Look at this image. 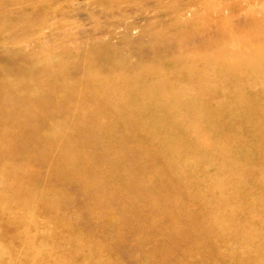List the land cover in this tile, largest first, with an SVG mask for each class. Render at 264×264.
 Masks as SVG:
<instances>
[{"label":"rangeland","instance_id":"1","mask_svg":"<svg viewBox=\"0 0 264 264\" xmlns=\"http://www.w3.org/2000/svg\"><path fill=\"white\" fill-rule=\"evenodd\" d=\"M234 1L0 0V264H264V11Z\"/></svg>","mask_w":264,"mask_h":264},{"label":"bare ground","instance_id":"2","mask_svg":"<svg viewBox=\"0 0 264 264\" xmlns=\"http://www.w3.org/2000/svg\"><path fill=\"white\" fill-rule=\"evenodd\" d=\"M237 1H239V2H245V5H247L248 7H250V9H252V10H256L258 13H260L261 14V11L260 10H262V12L264 11V0H249L248 2L246 1V0H237ZM204 2V1H203ZM232 2H236V1H234V0H232ZM248 9V8H247ZM249 10V9H248ZM247 12H249V11H247ZM195 14V13H194ZM264 14V12L262 13V15ZM243 17H245L244 15H242ZM251 16V15H250ZM253 16V15H252ZM255 16H257V15H255ZM243 17H242V19H243ZM247 18H250V17H248L247 16ZM243 21V20H242ZM245 21H247V20H245ZM244 21V22H245ZM232 22V21H231ZM230 22V24H232ZM261 23V22H260ZM234 24V23H233ZM232 26V25H231ZM243 26H244V24H243ZM245 26H246V24H245ZM252 26H254V25H252ZM256 26V28H259L257 25H255ZM264 26V25H263ZM245 28V27H244ZM246 28H248V23H247V26H246ZM254 28V30H255V27H253ZM248 31V30H247ZM250 31V30H249ZM248 31V32H249ZM245 32H246V30H245ZM257 32V31H256ZM259 32V31H258ZM222 36V35H221ZM229 36V35H228ZM236 36H238L237 34H236ZM242 36V35H241ZM230 37V36H229ZM235 37V36H234ZM238 37H240V36H238ZM252 37H253V35H252ZM235 39H236V37H235ZM240 39H243V38H240ZM245 39V38H244ZM100 43V42H99ZM103 44V43H102ZM246 44V43H245ZM99 45H101V44H99ZM233 45H236V44H234L233 43ZM239 45V44H238ZM82 46V45H81ZM87 47V46H86ZM89 47V46H88ZM91 47V46H90ZM102 47H103V45H102ZM97 48V47H96ZM96 48H93L92 47V49H96ZM89 49H91V48H89ZM97 49H99V47L97 48ZM85 50V49H84ZM94 51V50H93ZM102 51V50H101ZM93 53V52H92ZM45 63H47L46 62V60H45ZM33 65V64H32ZM32 65H29V66H27V69L30 67V66H32ZM135 65V64H134ZM41 66V65H40ZM108 67H110V66H108ZM142 69V68H141ZM24 71H25V69H24ZM108 72V71H107ZM152 72V71H151ZM127 76H129V75H127Z\"/></svg>","mask_w":264,"mask_h":264}]
</instances>
